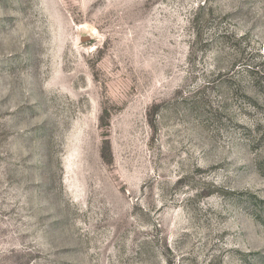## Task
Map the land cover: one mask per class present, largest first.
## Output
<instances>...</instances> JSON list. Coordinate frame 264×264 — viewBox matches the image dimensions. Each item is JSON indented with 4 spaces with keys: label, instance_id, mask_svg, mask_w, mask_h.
Returning a JSON list of instances; mask_svg holds the SVG:
<instances>
[{
    "label": "rangeland",
    "instance_id": "1",
    "mask_svg": "<svg viewBox=\"0 0 264 264\" xmlns=\"http://www.w3.org/2000/svg\"><path fill=\"white\" fill-rule=\"evenodd\" d=\"M0 264H264V0H0Z\"/></svg>",
    "mask_w": 264,
    "mask_h": 264
}]
</instances>
